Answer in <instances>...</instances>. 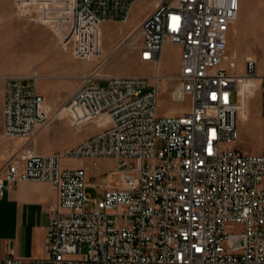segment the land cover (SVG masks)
<instances>
[{"label": "built area", "instance_id": "1", "mask_svg": "<svg viewBox=\"0 0 264 264\" xmlns=\"http://www.w3.org/2000/svg\"><path fill=\"white\" fill-rule=\"evenodd\" d=\"M137 2L70 0V32L60 33L61 45H70L76 60L102 58V24L128 23ZM154 5L132 46L155 73L109 75L103 84H92L108 60L100 61L62 111L75 128L105 118L103 129L54 154L20 149L4 168L0 194L22 181L57 189L46 240L52 264H264V76L258 75L255 57H247L244 73L237 74V53L227 54L241 0ZM167 43L181 49L178 74L165 77L178 83L173 99L190 98L191 105L183 114L158 116V69ZM39 78L37 71L8 77L3 111L8 137L31 141L50 120V107L36 86ZM252 81L261 94L257 155L237 146L243 107L234 94L242 82ZM100 158L115 160L119 181L88 212L87 169L64 167L63 160ZM0 264L21 259L10 249Z\"/></svg>", "mask_w": 264, "mask_h": 264}, {"label": "rangeland", "instance_id": "2", "mask_svg": "<svg viewBox=\"0 0 264 264\" xmlns=\"http://www.w3.org/2000/svg\"><path fill=\"white\" fill-rule=\"evenodd\" d=\"M27 1V0H26ZM30 4L22 5L18 0H0V61L6 56L11 63L14 58L15 74L18 77L29 76L37 71L39 79L36 86L43 93L48 104L52 106L50 120L45 126H50V132L43 141L44 146H61L58 152L72 147V140L87 133L94 123L81 128H75L68 117L60 114L62 107L72 94L85 81V76L96 71L100 61L108 60L103 69L98 72V79L92 84H103L106 76H152L155 67L135 59L137 48L132 46L137 33L134 24L145 15L149 16L155 10L156 1L169 0H138L128 23H103L101 42L103 56L100 59L76 60L72 55L70 45H61L60 33L63 37L70 32V0H28ZM48 1L50 4H48ZM45 6H47L45 8ZM128 35H133L125 44ZM5 36V38H3ZM9 38H8V37ZM138 37V36H137ZM10 41V47L5 46ZM5 42V45H4ZM135 43V42H134ZM120 46V47H119ZM14 47V48H13ZM237 53L236 73L242 75L245 71V59L255 57L258 61V75L264 76V0H241L237 20L229 31V57ZM181 49L178 45H164L159 65L160 99L158 116L183 114L191 105L190 98L175 101L173 92L178 83L175 79L165 78L175 76L180 70ZM228 67V62L223 64ZM28 84L33 81L28 80ZM234 99L243 107L238 128L241 140L237 146L251 154L257 155L262 149V124L260 119L261 94L257 81L242 82ZM60 114V115H59ZM69 123V124H68ZM63 165L70 169L86 168L93 185L88 186L90 200L87 211L94 210L95 201L103 199L105 189L95 183L107 181L115 184L119 175L114 173L116 162L112 158L65 159ZM86 251V245L81 252Z\"/></svg>", "mask_w": 264, "mask_h": 264}, {"label": "crops", "instance_id": "3", "mask_svg": "<svg viewBox=\"0 0 264 264\" xmlns=\"http://www.w3.org/2000/svg\"><path fill=\"white\" fill-rule=\"evenodd\" d=\"M147 17L145 15L134 24L137 36H140V25ZM5 46L9 48L10 41H7ZM6 58L5 56L0 61V178H3V171L8 161L20 149L32 146L36 153L49 155L58 153L61 150L60 147L64 145L44 146L43 141L46 139L51 128L50 126H45V124L38 126L31 141L11 138L5 134L3 113L5 85L8 77L16 76L14 58H12L11 63L9 58ZM135 59H138V52L135 53ZM38 91L41 94L43 93L39 89ZM47 105L52 109L50 104L47 103ZM65 117L67 118L64 115L62 118H58V120H62ZM67 119V122H69L70 119ZM105 122V118L94 122L87 129L88 131L85 135L76 140L69 141L71 142L70 145L73 147L95 135L103 129ZM117 183L118 181L115 184ZM93 184L92 178L88 176V185L92 186ZM115 184L105 180L95 183V185H100L104 189L112 187ZM57 198L58 193L55 187L49 183L38 181L19 182L12 188L6 189L3 194H0V257H4L10 249H13L15 254L21 259V264H35L37 261H41V264H52L48 261L46 240L50 222L49 209L56 203Z\"/></svg>", "mask_w": 264, "mask_h": 264}, {"label": "bare ground", "instance_id": "4", "mask_svg": "<svg viewBox=\"0 0 264 264\" xmlns=\"http://www.w3.org/2000/svg\"><path fill=\"white\" fill-rule=\"evenodd\" d=\"M61 112V111H60ZM63 112V111H62Z\"/></svg>", "mask_w": 264, "mask_h": 264}]
</instances>
